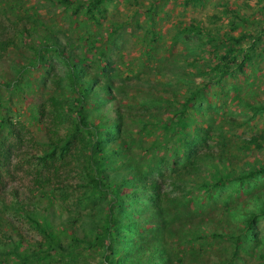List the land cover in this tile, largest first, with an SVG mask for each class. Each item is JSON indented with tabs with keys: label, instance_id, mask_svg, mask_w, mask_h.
Masks as SVG:
<instances>
[{
	"label": "trees",
	"instance_id": "trees-1",
	"mask_svg": "<svg viewBox=\"0 0 264 264\" xmlns=\"http://www.w3.org/2000/svg\"><path fill=\"white\" fill-rule=\"evenodd\" d=\"M114 1L52 0L65 10H71L73 16L83 19L75 18L78 21L72 24L78 28L87 25V30L80 36L83 40L82 37L88 35L91 40L88 45L83 42L84 57L71 50V43L63 44L38 15L32 16L33 20L28 19L29 23L19 32L18 41L26 51L28 63L17 67L12 80L0 81V112L11 109L5 105L8 103L4 99L6 91L12 95H29L33 84L32 71L52 60L65 68V74L59 76L56 84L64 87L71 100L52 96L42 106L52 117L54 127L49 132L50 141L48 150H45L48 152L40 158L52 159L56 175L44 177L40 170L37 171L40 177L37 182L42 188L35 196L39 210H25L28 204H17L18 214L40 233L41 238L30 244L15 226L4 225L0 213V264H92L88 260L92 254L99 255L96 264H235L239 252L258 257L264 264V230L261 236L256 231L259 221L264 219V162L256 160L240 164L234 161L236 156H231L229 150L232 143L240 154L262 151L264 137L253 135L233 144L223 130L217 133L213 124L198 120L206 114L207 109L202 111V104L208 100L206 89L209 85L220 83L236 71L242 72L253 60L251 54L245 53L241 47L244 36L219 37L216 32L195 23L178 28L176 37L204 36L208 38L206 44L211 47L210 52L219 53L221 44L226 51L217 55L216 63L207 68L196 63V55H185L188 64L195 67L194 73L206 76V81L188 88L182 96L184 102L179 104L165 107L163 102L167 100L161 97L158 102L156 99L155 102H142V113L131 116L138 125V134L131 131V137L136 140L124 147L121 143L127 133L124 130L127 117L116 110L110 112V101L117 100L122 89L127 95L129 86L123 84L122 72L113 59L116 44L111 46L116 41L120 25L112 24L106 38L94 32L92 27L101 25L108 11L106 4ZM21 2L0 0V14L8 18L12 15L22 17L18 11ZM149 12L153 13V10ZM40 28L43 34H39ZM1 37L0 32V49H8L11 42L1 40ZM261 38L253 42L257 43ZM161 39V35L153 33L154 42ZM85 47L91 57L86 56ZM151 50L145 54L150 55ZM129 71L134 81L131 86L137 91V72L141 71L135 68ZM189 75V72H179L174 77L180 81L188 79L185 77ZM117 81L120 83L116 84ZM247 106L255 114L264 112L263 105ZM28 108L32 119L37 120L38 114H33L36 106L30 104ZM211 108L213 106L208 104V109ZM13 126L11 118L0 114V167L1 159L5 161L8 155H13L16 143L8 146L10 137L15 135L16 141L22 139L21 133L15 132ZM233 127L237 124L234 123ZM6 130L9 132L5 134ZM141 133L155 134L156 138L149 146L138 138ZM134 148L140 152L132 153ZM162 152L169 153L168 157L160 158ZM107 157L114 161L108 164ZM138 158L147 160L144 170L150 175L141 174ZM117 161L125 167L112 168ZM155 163L158 167L150 169ZM61 168L73 173L78 180V189L83 191V198H78L77 189L74 191L72 187L69 190V184L65 183L68 178L61 174ZM158 176L171 180L174 186L171 192L161 191ZM172 193L176 195L172 196ZM244 195L249 196L248 200L253 204L251 208L241 205ZM206 197L224 205L220 214L228 211L227 225L222 219L216 222L207 216L205 204L200 202ZM43 199L48 204H43ZM73 199L78 209L82 204L85 209L84 202L88 200L94 205L90 207L80 232L69 218L62 224L55 222L59 214L56 203H60L63 214L70 210L69 203L72 206ZM169 206L176 213L173 221L164 214ZM81 218L79 215L75 220L78 222ZM196 218L198 223L194 222ZM212 222H215L214 230L208 228ZM227 244L233 252L230 257L227 253H220V250L228 252ZM217 246L218 259L213 262L208 253ZM85 250L90 253L86 254Z\"/></svg>",
	"mask_w": 264,
	"mask_h": 264
},
{
	"label": "rangeland",
	"instance_id": "rangeland-1",
	"mask_svg": "<svg viewBox=\"0 0 264 264\" xmlns=\"http://www.w3.org/2000/svg\"><path fill=\"white\" fill-rule=\"evenodd\" d=\"M106 6L108 11L106 17L101 20V25L94 24L92 27L94 32L102 34L106 38L112 30V24L120 25V30L115 38L116 41H113L111 46L116 44L115 47L113 46V59L117 62L118 70L120 69L122 72L123 84L129 85V88L127 87V95L122 89L118 95V101H110L112 103L110 112L116 110L127 117L124 120V130H127V133L122 139V146L125 147L130 141L136 140V138L131 137V131L138 134V125L131 116L142 113L143 109L140 107L142 102L146 100L155 102V99L158 102L161 97L167 100V102H163L165 107L172 103L179 104L184 102L182 96L185 95L188 88L201 85L206 81V76H198L194 73L195 67L188 64L190 62L186 61L185 55H196L198 60L196 63L207 68L210 64L216 63L217 55L226 51L221 44L219 53H212L213 50L210 52L211 47L206 44L208 38L204 36L191 34L176 37L178 28L192 23L200 24L208 30L216 32L219 37L238 38L244 36L241 47L245 49V53H250L253 58L242 72L236 71L233 76L227 77L220 83L212 82L209 85L206 89L208 100L202 104V111L207 109L206 114L199 117V122L203 119L213 124L217 133L223 130L233 140V144L239 139H247L253 135L264 137V112L255 114L247 106L248 104L264 106V0H115L113 3H107ZM149 10H153V13H150ZM18 11L21 12L22 17L12 15L8 18L0 14L1 40L11 42L8 49H0V81L12 80L17 67L28 63L25 56L26 51L20 45L18 35L24 25L28 24L29 20H33L32 16L35 17V15H38L42 22L49 26L63 44L71 43L73 45L71 50L84 57L83 42L86 41L88 45L91 40L88 35L82 37L83 40L80 36H83L87 30V25L78 28L76 24H72L73 21L83 19L73 16L71 10H65L62 6L54 4L52 0H22L18 5ZM84 21L86 20L84 19ZM39 30V34H43L42 28ZM153 33L161 35L162 39L154 42ZM34 36L36 37V35ZM259 37H262L261 41L255 42V44L253 40ZM253 43L255 44L254 47H252ZM148 50L151 51L150 55L147 56L145 52ZM84 52H87L86 47ZM86 56L91 57L92 54L88 53ZM122 62L124 64L120 65L119 63ZM134 68L136 71H141L137 72V91H133L136 87L131 86L134 81L132 82V73L129 71L134 70ZM64 69L62 64L53 60L45 63L42 67L35 68L32 71L33 84L30 87L32 91L28 92L29 95H12L6 91L4 99L8 100V103L5 105L11 106V109L0 112L2 116H7L13 120L14 131L20 132L22 137L21 141H16L15 135L10 137L7 142L8 146L16 143L13 155L12 157L8 155V160L1 159L0 213L4 218V225L15 226L17 231L22 233L32 245L40 240V233L31 228L29 222L18 214L17 204H28L25 210L31 209L33 212L39 210L40 205L35 196L37 197V190L42 188L37 182V179L40 178L37 176V171L40 170L44 177L56 175L55 167L51 165L52 159L43 160L40 158L42 154L48 152L45 150H48L49 132L54 127L52 117L42 106L52 96L62 100H71L64 87L56 84L59 76L65 74ZM179 72H189L190 75L185 77L188 79L179 81L177 77H174ZM119 83L120 81L116 82V84ZM30 104L36 106L34 109L36 111L33 114H38L37 120L32 119V113L28 108ZM208 104L213 108L208 109ZM167 115L166 112L165 116ZM234 123L237 124V127H233ZM8 132L9 130L4 131L5 134ZM138 138L150 146L156 136L155 134L148 136L147 133H141ZM209 143L213 144L211 141ZM229 150H231V156H236L234 161L240 164L255 162L256 160L264 162V150L240 154L241 151L232 143H230ZM137 152H140L137 148L132 151V153ZM168 155L169 153L162 152L159 156L162 158L168 157ZM107 161L109 164L114 160L107 157ZM137 161L141 174L150 175L151 173L148 174L144 170L147 160L138 158ZM117 163L115 162L111 167L114 169L117 166L119 169L125 167V165L121 166L120 162L117 161ZM172 163L175 162L172 161ZM156 164L152 165L150 169L157 168L158 165ZM61 170L63 173L61 171L60 173L66 179L68 178L65 183L69 184V190L72 187L74 191L77 189L75 192H77L78 198H83V191L78 189V180L74 178L70 169L61 168ZM157 180L162 192L173 190L174 186L168 177L158 176ZM171 195L174 196L176 193ZM30 198L32 201H29ZM248 198V195H244L242 198L244 203L241 205L245 208H251L253 205ZM43 201V204H48L46 199ZM88 201L84 202L85 209H83V204L78 209L76 200L73 199L72 206L69 203L70 210L64 211L63 214L60 212L61 205L57 202V213L59 214H57L56 224H62L69 218L76 223L74 227L77 232H80L87 219L86 215L90 213V207L94 206L90 200ZM29 202H33V205H29ZM200 202L205 204L207 216L216 222L222 219L223 224L227 225L226 223L229 221L228 211L220 214L224 211V205L220 201L215 202L213 198L206 197ZM49 213L52 214V211ZM60 214L62 217H58ZM164 214L172 221L176 216L172 206L167 207ZM79 215H82V218L77 222L75 219ZM194 222L198 223L199 220L196 218ZM214 225L215 222H212L208 228L214 230ZM257 229L256 231L261 236L264 230V219L259 221ZM226 247L228 252L220 250V253H227L230 257L233 253L232 248L228 244ZM216 248L208 253L213 262L218 259L216 250L219 246ZM85 253L89 254L90 252L85 250ZM95 256L96 254H92L88 257L90 263L96 264L100 260L99 255ZM238 256L235 264H262L263 262L258 257L248 255L245 252H239Z\"/></svg>",
	"mask_w": 264,
	"mask_h": 264
}]
</instances>
